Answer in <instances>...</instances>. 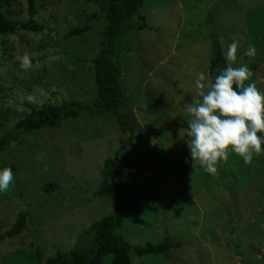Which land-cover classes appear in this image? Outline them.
I'll list each match as a JSON object with an SVG mask.
<instances>
[{
	"label": "rangeland",
	"instance_id": "374dc122",
	"mask_svg": "<svg viewBox=\"0 0 264 264\" xmlns=\"http://www.w3.org/2000/svg\"><path fill=\"white\" fill-rule=\"evenodd\" d=\"M35 5L42 31L0 34V137L32 109L96 97L91 60L105 41L102 0ZM26 8L25 0H5L2 12L21 21ZM140 13L148 28L116 43L121 112L130 114L133 125L130 144L122 148L130 134L114 117L82 111L7 146L0 169L10 167L14 182L0 192V264H45L56 251L92 249L93 237L80 234L113 214L109 199L94 193L104 161L116 152L120 161L109 182L124 187L133 201L118 235L132 248L166 236L182 243L167 256L138 257L131 249V264H264V155L245 164L230 152L227 162L216 165V175L186 170L188 137L179 134L189 118L184 104L199 99L197 74L210 79L213 36L223 53L233 37L239 40L233 66L248 65L254 75L245 83L255 82L264 92V0H144ZM86 23L91 31L65 38L70 28ZM249 44L257 49L252 59L243 56ZM25 52L32 57L28 72L20 69ZM67 53L89 61L78 63ZM30 94L38 103L28 102ZM19 212H28L24 229L4 237ZM110 260L107 255L101 264Z\"/></svg>",
	"mask_w": 264,
	"mask_h": 264
},
{
	"label": "trees",
	"instance_id": "16d2710c",
	"mask_svg": "<svg viewBox=\"0 0 264 264\" xmlns=\"http://www.w3.org/2000/svg\"><path fill=\"white\" fill-rule=\"evenodd\" d=\"M4 1L0 0L1 35L14 34L19 29L29 32H40L44 29V26L36 20L35 0H25L27 18L21 21L10 20L4 15L2 12ZM143 3L144 0H102L101 10L105 26L101 30V34L105 41L98 54L91 60L94 65L96 87L94 101L87 103L72 101L60 105H42L38 109H32L25 117L18 120L11 130L6 131L0 137V154L11 143L19 142L21 136L44 128H57L63 120L75 118L82 111H86L90 116L101 117L108 114L114 117L118 127L130 134L122 145L123 149L128 147L132 139L133 125L130 121V114L127 111L121 112L125 97L120 85L121 67L117 59L116 43L126 37L130 31L148 28L145 16L140 13ZM92 28L91 24L88 23L83 26L72 27L67 31L65 38L82 35L91 31ZM210 45L208 74L210 79L214 81L219 74L218 69L226 68L227 62L219 40L215 36L211 38ZM67 55L78 63L89 61L73 53H67ZM118 155L119 153L116 152L114 158L104 161L101 170L102 182L94 193L97 197L109 199L113 207V214L92 223L80 234V237L88 235L93 237L92 249H80L75 246L69 252L56 251L53 256L46 259L45 264H101L107 255L111 256L109 264H131L129 259L131 249L138 257L145 255L167 256L171 248L182 245L177 239L166 236L160 243H146L143 246L132 248L118 235L123 219L133 211L132 198L124 187L109 182L115 164L120 161ZM186 161L185 169L191 170V157L187 158ZM55 187L54 184L50 185L51 189H55ZM27 216L28 212H19L13 227L5 233L4 237H14L21 233Z\"/></svg>",
	"mask_w": 264,
	"mask_h": 264
},
{
	"label": "clouds",
	"instance_id": "9594fccd",
	"mask_svg": "<svg viewBox=\"0 0 264 264\" xmlns=\"http://www.w3.org/2000/svg\"><path fill=\"white\" fill-rule=\"evenodd\" d=\"M240 42L233 37L226 46L224 57L227 67L218 69L214 81L201 72L195 79L196 96L184 104L188 113L187 127L179 129L180 137H188L192 169L202 168L216 175V165L227 162L229 154L240 156L245 164H251L253 157L264 155V92L255 82L246 84L254 75L246 64L233 65L238 60ZM257 49L249 44L243 56L252 59ZM20 69H32V57L25 52L20 58ZM29 103H38L33 95H28ZM170 102V98H169ZM187 162V161H186ZM14 182L10 167L0 169V192H7Z\"/></svg>",
	"mask_w": 264,
	"mask_h": 264
}]
</instances>
